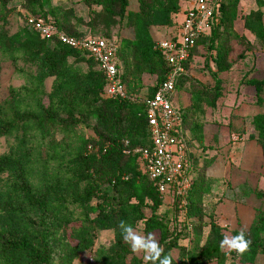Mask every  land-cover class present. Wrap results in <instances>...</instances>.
I'll return each instance as SVG.
<instances>
[{
  "label": "trees",
  "instance_id": "trees-1",
  "mask_svg": "<svg viewBox=\"0 0 264 264\" xmlns=\"http://www.w3.org/2000/svg\"><path fill=\"white\" fill-rule=\"evenodd\" d=\"M130 1L82 0L89 13L85 19L73 7L55 5L53 0H16L15 7L14 0H0V55L14 65L22 59L36 68V74L28 76L30 86L25 89L35 107L27 104L21 109L17 105L20 92L15 89L11 90L12 99L0 104V138L20 134L16 149L0 156V264H72L92 249L97 233L105 231L114 233V242L108 248H100L92 264H144L122 239L118 228L121 220L134 229L143 224L147 234L160 232V244L165 254L172 256L173 264L223 263L226 259L219 247L225 236L224 227L213 217L206 219L205 197L211 191L207 172L217 157L202 154L205 135L198 118L205 115L206 109L217 107L224 93L220 75L233 67L234 43L246 42L235 28L242 0H214V26L197 42L184 64L187 72L180 76L176 87L174 105L180 107L183 116L195 174L185 197L186 205L173 197L180 230H170L169 224L159 217L165 196L154 187L134 150L152 146L144 99L156 94L170 71L163 53L156 48L161 39L153 36L152 28L173 27L165 39H175L177 17L184 12L182 3L190 0H136L137 10L129 9ZM250 1L256 9L245 15L244 29L264 42V0ZM14 14L25 26L11 33L8 25ZM27 16L51 21L59 31L72 37H103L118 43L119 71L128 98H105L106 76L98 64L57 39L42 38L28 24ZM117 25L131 30L133 37L120 41L112 37ZM83 28L93 34L87 35ZM96 32L102 35H95ZM198 57L205 59L204 68L214 82L213 88L200 84L191 75ZM49 78H53V84L47 94L45 82ZM146 78H154V83L148 86ZM245 84L255 89V104L261 106L264 79L249 78ZM182 92L190 96L187 107L180 105ZM44 95L49 97L48 106L42 102ZM251 126L254 133L248 140L255 142L264 156V113L254 115ZM79 127L91 130L92 136L78 137L76 145L66 151L68 179L46 175L34 183L32 153L28 148L30 132L50 138V147L57 149L54 133L71 136ZM253 194L264 200L263 191ZM70 206L80 208L84 217L83 225L76 231V246L66 239ZM238 232L235 230L232 235ZM245 234L251 241L249 250L243 255L232 251L230 255L244 264H254L258 256H264V209L257 211ZM186 238H190V245H180V240ZM173 251H178V259Z\"/></svg>",
  "mask_w": 264,
  "mask_h": 264
},
{
  "label": "rangeland",
  "instance_id": "rangeland-1",
  "mask_svg": "<svg viewBox=\"0 0 264 264\" xmlns=\"http://www.w3.org/2000/svg\"><path fill=\"white\" fill-rule=\"evenodd\" d=\"M82 0H53L55 5H60L65 8L73 7L79 16L88 19L89 13L83 7ZM186 5V7H185ZM16 6V0L12 3ZM188 4L182 3V9H187ZM130 10L138 9L136 0L130 1ZM255 4L250 0H242L240 5L239 18L236 22V31L245 38V44L234 43L231 60L233 67L228 73L220 75L224 81L223 97L218 102L215 109H206L203 117L198 120L202 124L205 135L206 144L203 145V155L206 157L216 156L219 158L208 171L209 176L217 178L220 182L218 189H215L214 183L211 181V191L205 197L206 219L211 218L224 227V234L233 236L235 230L248 231L255 219L258 210L264 209V200H259L254 194V191L264 192V156L260 147L248 140V137L254 133L251 126L252 117L258 113H264V103L261 106L255 104V89L247 86L245 80L249 78L264 79V42L256 39L248 31L244 29V18L251 10H255ZM183 13L177 20L182 21ZM24 21L16 14L10 17L8 29L11 33H16L20 28L24 27ZM87 35L93 34L90 29L83 28ZM173 27H153L152 34L156 39L168 38ZM95 35H102L96 32ZM112 37L118 39H130L133 37V32L121 25H117L112 30ZM243 55V56H241ZM260 55V56H259ZM260 57L259 65L256 66V59ZM72 61V60H71ZM204 57L195 60L193 69L191 70L192 77L209 88H213L209 73L204 68ZM83 67H85L82 64ZM0 104L6 103L12 99L11 90H19L20 97L17 105L24 109L25 105L35 107V102L29 97L25 90L30 86L28 76L36 74V68L24 60L20 59L17 65H14L11 60L0 55ZM85 69V68H84ZM19 70L23 71L19 72ZM146 84L152 85L154 78L146 79ZM53 78H49L45 82V92L49 94L52 90ZM180 105L187 107L190 105V96L184 92ZM42 102L45 106L49 105V97L42 96ZM180 109V107H177ZM56 129L53 128V132ZM57 149L51 148V139L44 138L41 134L30 132L28 139V148L32 153V179L34 183H39L42 178L52 179H68V167L66 151L73 148L80 136L91 137L92 132L86 128H78L77 132L71 136H65L59 132L54 133ZM239 135L245 140L246 144L241 146L242 139L238 138L233 146L230 139ZM20 134H13L8 137L0 138V156L9 154L11 149L18 146V138ZM64 152L61 153V149ZM57 153H59L57 155ZM66 158V159H65ZM193 172V171H192ZM227 177L225 178V176ZM224 178V179H222ZM222 180V182H221ZM216 184V183H215ZM70 218L67 229V241L76 246L78 240L76 231L83 225V211L76 207L70 206ZM146 215H151L150 211H146ZM158 215L169 224L170 230H180L181 223L176 222V212L174 210L173 199L170 194H167L163 205L158 211ZM211 217V218H210ZM179 220L182 218L179 217ZM142 235L147 236L144 232V225L139 224L135 229ZM208 229H206L207 233ZM156 238L161 241L160 232H152ZM114 242V233L112 231L98 232L95 244L92 249L83 252L72 264H92L97 251L100 248H108ZM180 245L189 246L190 238L180 240ZM226 259L223 263L211 261L206 264H244L238 259L231 258L230 252L224 249ZM134 257L143 260L142 254H132ZM173 256L178 259V251H173ZM130 264V261H129ZM254 264H264V256L257 257Z\"/></svg>",
  "mask_w": 264,
  "mask_h": 264
},
{
  "label": "built area",
  "instance_id": "built-area-1",
  "mask_svg": "<svg viewBox=\"0 0 264 264\" xmlns=\"http://www.w3.org/2000/svg\"><path fill=\"white\" fill-rule=\"evenodd\" d=\"M178 23L175 39H161L156 48L163 53L170 71L156 94L144 99L150 127L151 148H137L144 172L158 192L179 198L186 205V195L194 180L188 139L184 133L183 116L174 105L180 76L186 73L184 64L190 58L201 37L210 33L215 22L214 0H190ZM26 21L46 39H57L62 44L89 55L106 76L105 98L127 99L121 80L118 56L119 45L103 37L76 38L59 31L51 21L27 16ZM239 137L234 138L236 141Z\"/></svg>",
  "mask_w": 264,
  "mask_h": 264
},
{
  "label": "clouds",
  "instance_id": "clouds-1",
  "mask_svg": "<svg viewBox=\"0 0 264 264\" xmlns=\"http://www.w3.org/2000/svg\"><path fill=\"white\" fill-rule=\"evenodd\" d=\"M122 239L127 243L135 254H142L145 264H173V258L165 254L163 246L154 233L147 236L137 232L133 226L125 220L118 224ZM251 241L246 237L243 230L234 236L225 235L220 241L219 247L229 252H236L238 255L245 254L250 248Z\"/></svg>",
  "mask_w": 264,
  "mask_h": 264
},
{
  "label": "crops",
  "instance_id": "crops-1",
  "mask_svg": "<svg viewBox=\"0 0 264 264\" xmlns=\"http://www.w3.org/2000/svg\"><path fill=\"white\" fill-rule=\"evenodd\" d=\"M185 7H186V5H185ZM186 9V8H185ZM185 9H183V10H185ZM181 22V21H180ZM159 39H165V38H159ZM260 56V55H259ZM258 56V58L256 59L257 61H256V66L257 65H259V61H260V57ZM198 58H201V57H198ZM198 58H196V59H198ZM195 59V60H196ZM147 80H148V78H146ZM181 97H182V94H181ZM239 138L240 139H242V142H241V146H244L245 144H246V142H245V140L239 135ZM233 139H234V135H232V137H231V139H230V141L232 142L233 141ZM239 142V141H238ZM237 141H235V142H233L232 144H233V146L236 144V143H238ZM204 144H206V140H205V143ZM217 161H219V158H216V160H215V162L213 163V165L217 162ZM212 165V166H213ZM211 166V167H212ZM210 167V168H211ZM209 168V169H210ZM209 169H208V171H209ZM207 175H208V178L210 179V181H212L213 183H214V188L215 189H218V184H220V182H219V180L217 179V178H213V177H211V176H209V174H208V172H207ZM227 177V175L225 176V178ZM222 179H224V178H222ZM221 182H222V180H221ZM216 183V184H215Z\"/></svg>",
  "mask_w": 264,
  "mask_h": 264
}]
</instances>
